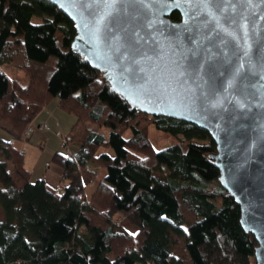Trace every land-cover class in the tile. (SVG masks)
I'll use <instances>...</instances> for the list:
<instances>
[{"label":"trees","instance_id":"16d2710c","mask_svg":"<svg viewBox=\"0 0 264 264\" xmlns=\"http://www.w3.org/2000/svg\"><path fill=\"white\" fill-rule=\"evenodd\" d=\"M75 33L49 0H0V132L8 135H0V264H255L258 243L218 179L209 132L131 107L72 49ZM55 100L76 117L65 142L80 146L54 153L67 181L61 191L33 180L17 145ZM89 164L108 175L87 197L83 178L96 176ZM138 206L130 233L114 214Z\"/></svg>","mask_w":264,"mask_h":264},{"label":"water","instance_id":"95a60500","mask_svg":"<svg viewBox=\"0 0 264 264\" xmlns=\"http://www.w3.org/2000/svg\"><path fill=\"white\" fill-rule=\"evenodd\" d=\"M49 1L75 24L72 49L131 107L209 132L217 147L209 158L220 170L222 187L240 205L244 231L258 243L255 264H264V0H214L222 7L212 14L202 0H146L160 31L142 34L151 32L159 54L139 64L120 59L124 49L116 51L120 45L109 39L132 23L123 11L102 20L111 10L104 0ZM174 12L178 19H172ZM241 65L246 76L239 87L250 93L247 101L229 87ZM203 93H214L222 106L204 110L193 103Z\"/></svg>","mask_w":264,"mask_h":264},{"label":"crops","instance_id":"0c3cea01","mask_svg":"<svg viewBox=\"0 0 264 264\" xmlns=\"http://www.w3.org/2000/svg\"><path fill=\"white\" fill-rule=\"evenodd\" d=\"M75 119V115L66 113L59 107L58 100H55L44 107L41 110V113H39L33 122H31L35 127V131L25 142L17 143V145L24 151L25 166L31 171L33 180L44 178L47 184L50 187H54L56 190H62L63 186L67 184V181L64 179L62 167L55 164L52 158L55 152L61 151L71 155L76 154L79 151L80 146L78 144L71 143L69 147L64 148L61 143L62 137L58 135L59 130H61L66 136L76 122ZM45 124L48 128L41 127ZM49 132L54 135L51 136ZM0 135L3 137L2 132H0ZM52 140H54L55 143L52 142ZM44 152L49 154L45 162L43 159ZM28 153L32 157L28 156ZM88 169L91 172H95L96 176L94 179H88L86 176L83 178L86 190L90 185H93L95 188L96 182L98 180H104L108 175L105 168L96 167L94 164H89ZM94 188L92 192L94 191ZM121 227L130 233H136L138 230V226H135L130 222H128V225H122ZM130 230H132V232Z\"/></svg>","mask_w":264,"mask_h":264},{"label":"snow or ice","instance_id":"6c2138e0","mask_svg":"<svg viewBox=\"0 0 264 264\" xmlns=\"http://www.w3.org/2000/svg\"><path fill=\"white\" fill-rule=\"evenodd\" d=\"M202 3L204 9L207 10L209 14H212L211 10L213 8L220 9L222 7V5L215 3L214 0H202ZM104 4L111 10L106 13L105 17H102V20L123 11V13L132 21V23L122 29V32L109 37L110 40H115L120 45L116 51L119 52L121 47L124 49L121 57H119L120 59H130L131 63L139 64L141 59L150 58V53L154 55L159 54L158 47L151 46L158 45V42L155 41L151 32L144 31V34H142L144 29H151L152 32L160 31L157 24L153 23L149 17L150 3L146 2V0H104ZM129 9L131 11H129ZM97 31L99 32L100 30L97 29ZM113 31H115V29H113ZM146 45L150 46L148 50H145L143 47ZM242 68L243 65L235 68L232 74V79L229 81V87L236 89L237 95L243 96L244 101H247L250 93L247 91V88L239 87L246 76V73L241 71ZM203 69L204 66L200 65L197 69V74L202 72ZM213 70L214 66L209 68L210 73ZM219 75L223 76L224 73L220 72ZM76 95L79 96L80 93H76ZM197 102L200 107L204 108V110L222 106L221 101L214 93L201 94V96L194 98L193 103ZM239 106L244 108L245 103L240 102ZM61 155H63V153H61ZM0 191H7V189H0ZM164 219H167V217H164ZM0 223H2V221H0ZM184 231L187 232L188 229L185 228Z\"/></svg>","mask_w":264,"mask_h":264},{"label":"rangeland","instance_id":"374dc122","mask_svg":"<svg viewBox=\"0 0 264 264\" xmlns=\"http://www.w3.org/2000/svg\"><path fill=\"white\" fill-rule=\"evenodd\" d=\"M33 21L35 22V23H40L41 22V19L39 18V17H35L34 19H33ZM2 69L3 70H5V72L7 73V75L9 76V77H11L12 79H17V80H19L20 81V83L21 84H23V85H25L26 83H27V78H26V74L25 73H23L21 70H19V69H17V68H15L14 66L12 67V66H10V65H8V64H5V65H3L2 66ZM66 112V111H65ZM67 113V112H66ZM71 114V113H70ZM30 126H32L33 128H34V131H35V127L33 126V125H31V124H29L28 125V127H30ZM27 127V128H28ZM33 131V132H34ZM1 132H3V137L5 138H8V135H7V132H5L4 130H1ZM26 132H27V129H26V131L24 132V134H25V139L27 138V137H30V136H28L27 134H26ZM32 132V133H33ZM61 130H59V132H58V135H60L61 137H62V141H61V143L63 144L64 143V145H66V146H68L69 147V143H65V138L63 137V132H61ZM50 133V135L52 136V135H54V134H52L51 132H49ZM156 138V137H155ZM154 138V139H155ZM158 138V137H157ZM52 142H54L55 143V141L54 140H52ZM28 156H30V157H32L29 153H28ZM27 156V157H28ZM49 156V154H47V153H45L44 152V154H43V159H44V162L46 161V159H47V157ZM38 157H39V155H38ZM40 159V158H39ZM51 162V161H50ZM7 167H8V169L9 170H12V167H11V164H7ZM93 188H94V186L93 185H90L89 186V188L86 190V196H88L89 197V195L92 193V190H93ZM139 211V206L137 207V210L136 211H132L131 213H129L128 214V216H125V215H123V214H121V213H117V214H114V218H115V220H116V222H118L121 226L123 225V226H125V225H128V222H130V223H132V224H134L135 226L139 223V220H140V218H139V216H138V214H136V212H138ZM4 217V211H2V207H1V204H0V218H3ZM82 229H83V231H85L86 229L84 228V227H82ZM131 232H132V230H130Z\"/></svg>","mask_w":264,"mask_h":264},{"label":"built area","instance_id":"2783aa9c","mask_svg":"<svg viewBox=\"0 0 264 264\" xmlns=\"http://www.w3.org/2000/svg\"><path fill=\"white\" fill-rule=\"evenodd\" d=\"M42 127H47V125L45 124V125H43ZM48 128V127H47ZM34 131V128L32 127V126H30V127H28L27 128V132H26V134L28 135V136H30V135H32L33 132ZM61 133V132H60ZM66 143V142H65ZM21 154L23 155L24 154V151H22L21 152ZM58 191H61V189H58Z\"/></svg>","mask_w":264,"mask_h":264}]
</instances>
